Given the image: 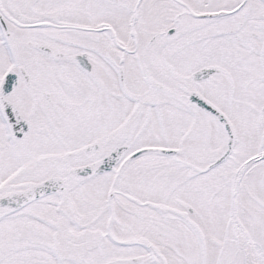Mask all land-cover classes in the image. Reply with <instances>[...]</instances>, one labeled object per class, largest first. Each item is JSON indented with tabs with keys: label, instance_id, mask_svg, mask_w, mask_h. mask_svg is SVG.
I'll list each match as a JSON object with an SVG mask.
<instances>
[{
	"label": "snow or ice",
	"instance_id": "1",
	"mask_svg": "<svg viewBox=\"0 0 264 264\" xmlns=\"http://www.w3.org/2000/svg\"><path fill=\"white\" fill-rule=\"evenodd\" d=\"M0 264H264V0H0Z\"/></svg>",
	"mask_w": 264,
	"mask_h": 264
}]
</instances>
